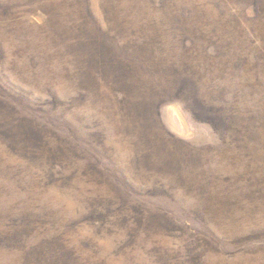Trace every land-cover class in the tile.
Listing matches in <instances>:
<instances>
[{"label": "rangeland", "instance_id": "374dc122", "mask_svg": "<svg viewBox=\"0 0 264 264\" xmlns=\"http://www.w3.org/2000/svg\"><path fill=\"white\" fill-rule=\"evenodd\" d=\"M0 264H264V0H0Z\"/></svg>", "mask_w": 264, "mask_h": 264}]
</instances>
